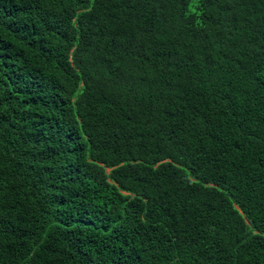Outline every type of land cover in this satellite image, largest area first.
<instances>
[{
  "label": "trees",
  "instance_id": "trees-1",
  "mask_svg": "<svg viewBox=\"0 0 264 264\" xmlns=\"http://www.w3.org/2000/svg\"><path fill=\"white\" fill-rule=\"evenodd\" d=\"M0 264H264V0H0Z\"/></svg>",
  "mask_w": 264,
  "mask_h": 264
}]
</instances>
